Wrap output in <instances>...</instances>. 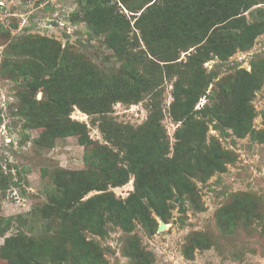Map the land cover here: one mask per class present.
Returning a JSON list of instances; mask_svg holds the SVG:
<instances>
[{"label":"rangeland","instance_id":"374dc122","mask_svg":"<svg viewBox=\"0 0 264 264\" xmlns=\"http://www.w3.org/2000/svg\"><path fill=\"white\" fill-rule=\"evenodd\" d=\"M245 1L253 2L245 8L239 0H0V264H11L2 255L8 238L7 258L16 262L79 264L67 250L51 260L38 246L57 236L61 219L55 211L63 196L76 208L97 196L125 200L134 192L129 173L123 186L83 193L74 181L89 170L88 146L128 169L125 149L139 144V177L160 184V175L180 159L174 147L189 137L178 134L182 125L172 114L178 80L202 93L193 111L206 127L202 151L191 160L194 171L186 174L190 184L181 192L171 186L160 214L148 207L152 222L134 219L124 227L107 211L98 232L80 233L102 264H264V0ZM238 20L260 29L251 44L238 37ZM111 29L124 35L134 57L130 67L157 87L137 104L118 101L102 109L94 97L83 109L74 105L69 119L84 135L46 141L44 127L32 124L26 108L27 101H41L46 88L29 95L6 64L42 66L40 79L50 77V65L60 80L83 63L115 73L122 61L110 47ZM222 46L221 57L215 51ZM53 53L54 63L47 60ZM205 53L209 59L192 67ZM153 116L157 133L151 137ZM159 141L163 145L155 147ZM67 182L71 187L63 195Z\"/></svg>","mask_w":264,"mask_h":264},{"label":"trees","instance_id":"16d2710c","mask_svg":"<svg viewBox=\"0 0 264 264\" xmlns=\"http://www.w3.org/2000/svg\"><path fill=\"white\" fill-rule=\"evenodd\" d=\"M252 2L239 0L238 6L249 8L248 6H251ZM98 3L100 7L105 5L103 4L104 2ZM235 6L237 5L235 4ZM238 11L236 10L234 14L237 15ZM240 22L241 20H238L234 23L239 29L238 37L242 40L244 39L247 44H251L261 31L254 25L241 26ZM107 36L110 47L115 50V54L122 61L120 68L115 73L106 70L104 67L83 63L81 65L78 64L79 68L77 70L76 68H74L75 70H70L60 80L57 75L59 73L56 72L58 69L52 68L50 65V77L48 79H40L39 72L42 66L40 69H32L26 61L21 66L17 65V62L15 63L14 61L6 64V70H10L13 72L12 75H16L12 77V80L18 82L19 79H22L23 86L29 95H34L39 88H46L47 92L41 101L37 102L33 99L29 102L27 101L28 105H26L29 116L27 117L30 118L32 124L36 125V127H44L46 141L55 136L84 135L83 127L76 122H71L69 119L74 105L83 109L88 106L89 100L94 97L100 100L102 109L118 101L137 104L145 95L151 93L157 87L155 79L147 74H139L134 68L130 67L129 63L131 60H134V57L132 56L133 54L131 55L128 52L131 49H128V46H126L127 41L123 38L124 35L118 37L117 33L111 29ZM218 48L220 49L215 51V53L222 57V50L225 51L227 47L222 46ZM45 52L46 49L43 50L42 54H45ZM57 56V54L53 53L47 57V60H53L52 62L54 63ZM208 59L209 55L207 53H205V57L201 60L196 57L193 60L192 67L195 68L196 65L200 66ZM49 64L47 62V65ZM2 74L4 73L2 72ZM178 81L174 84L172 114L175 117V121L180 122L182 125L178 130V134L186 132L189 136L185 140L183 138L178 141L174 147V152L177 155L179 151L181 152L180 159L171 164L169 172H163L160 175V184H155L154 181L153 183L147 182L139 177L140 169H136L135 167L143 157L139 144L127 146L125 149L123 159L129 164L128 169L120 168L116 164L112 165L107 159L97 157L88 146L84 151V163L89 170L80 172L78 174L80 181H74V183L83 186L81 188L83 189V193L86 194L95 188L106 190L110 184L112 187L123 186L128 182L129 173H133L135 177L134 192L125 200H116L111 193L109 197L105 195L97 196L92 200L86 201L80 207L72 208L68 195H64V191L69 189L71 184L69 182L64 183L62 185L64 203L56 207L55 211L56 218L60 217L61 219L57 228V236L48 237L43 243L38 244L42 248V252L50 256L51 260H56L59 254L67 250L70 257L79 264H102L95 255L96 249H94L92 243L87 242L83 238L80 229L90 230L92 233L98 232L105 224L106 219H108L105 213L107 211L115 216L116 221H123L121 224L124 227H129L134 219H138L142 223L152 222L148 218V207L160 214L167 206V202L172 195L171 186L177 192H181L182 188H184L183 186L190 184L186 174H192L194 171L191 160L193 155H197V152L201 153L202 151L206 127L204 122L194 119L196 111H193L202 93H199V90L185 89ZM20 84L22 83L20 82ZM238 85L239 83H236V85L234 83L233 86L236 87ZM60 91L63 94H69L68 98L66 99L67 96L59 94ZM157 120L153 116L149 122V135L151 137L152 134L157 133V127L155 126ZM221 120L226 121L225 119ZM135 133H139V131ZM138 141L142 145L144 141L143 136ZM153 145L161 147L163 143L159 141L153 143ZM110 166L113 167L110 168ZM105 170L108 173H105ZM99 175H103V177L100 182L94 185L93 181ZM80 198H78V201ZM12 240L13 238L6 239V244L2 248L3 257L9 260L11 264H30L29 260L16 262L13 259L7 258V254L11 250L10 245Z\"/></svg>","mask_w":264,"mask_h":264},{"label":"water","instance_id":"95a60500","mask_svg":"<svg viewBox=\"0 0 264 264\" xmlns=\"http://www.w3.org/2000/svg\"><path fill=\"white\" fill-rule=\"evenodd\" d=\"M164 229H165V226H163V225H161V226L158 227V230L159 231H163Z\"/></svg>","mask_w":264,"mask_h":264}]
</instances>
